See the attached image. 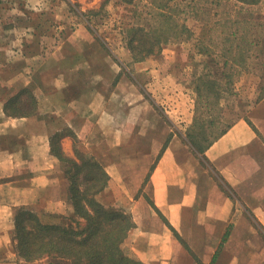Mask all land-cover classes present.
<instances>
[{
	"label": "crops",
	"instance_id": "1",
	"mask_svg": "<svg viewBox=\"0 0 264 264\" xmlns=\"http://www.w3.org/2000/svg\"><path fill=\"white\" fill-rule=\"evenodd\" d=\"M7 24L0 19V264L40 263L17 254L16 211L55 216V204L68 198L52 138L67 130L80 140L90 121L110 124V140L103 143L99 129L94 149L78 152L94 155L108 175L107 189H117L116 207L131 215L122 243L130 256L140 264H264V95L198 151L183 130L159 129L160 116L144 113L148 104L132 83L120 79L113 86L118 68L110 57L99 52V60L85 63L91 98L82 101V67L70 63L74 54L44 51L41 35ZM65 72H75L72 81ZM71 87L78 91L74 100ZM119 133L134 145L125 165L133 172L130 189L109 154L117 152L119 141H112ZM68 135L61 147L71 156Z\"/></svg>",
	"mask_w": 264,
	"mask_h": 264
},
{
	"label": "rangeland",
	"instance_id": "2",
	"mask_svg": "<svg viewBox=\"0 0 264 264\" xmlns=\"http://www.w3.org/2000/svg\"><path fill=\"white\" fill-rule=\"evenodd\" d=\"M2 2L3 9L0 12L2 21H7L8 24L16 22L23 27V32L41 35L45 41L44 51L59 49L74 54L70 63L82 67L80 71L82 101H89L91 98L88 89L91 79L85 63L91 64L98 59V53L101 52L104 56L110 57V63L118 68L113 86L120 79L125 83H132L135 88L130 86L131 91L135 89L137 96L143 97L146 100L145 104H148L144 113L151 112L150 115L160 116L159 129L175 131L178 128L184 131L186 137L187 132L191 130L195 141L205 144L230 121L245 114L247 104L258 99L261 93L259 86L262 80L257 75L260 68L251 66L250 72L244 70L234 77V93L225 90V94L217 103L213 96L209 97V102H200L197 84H202L204 80L216 75L214 79L223 86L224 77L221 72L224 68L221 67L223 59H220V63L213 69L209 67L203 69L204 55L197 52L194 43L199 38H203L205 42H210L211 38H214V41L217 39L222 41L221 36L225 35V31L236 30L238 38L247 35L253 43L260 40V45L257 44L253 49L256 53L264 52L262 24L264 0L250 7H241L235 0H2ZM162 9L168 14H161ZM167 23L178 25L185 23L192 33L190 36L183 33L179 38L180 36H174L173 31L158 32L159 26L165 27ZM131 26L135 29L129 30ZM144 31H149L150 36H143ZM155 31L159 33L157 35L161 41L151 46L147 42L156 40ZM129 35L143 36L147 42L136 40L130 46ZM164 38H167L166 42L163 41ZM65 73L66 80L72 81L71 74L75 72ZM72 88L67 93L68 98L74 100L78 91ZM123 90H127V87H123ZM69 116L72 118L70 114ZM94 123L90 121L86 125L85 130L80 133V140L67 130L58 135L60 146L63 136L68 134V138L73 141L75 153L71 156L65 154L67 157L79 163L82 158L94 157L85 151H78L94 149L95 136L98 135L99 129L103 132V143L110 140L108 137L111 125L103 124L106 128H101L99 124L92 125ZM74 124L78 126L82 123ZM143 129L147 127H136V130ZM126 139L125 134L120 137L119 133V137L112 141V143L119 141L116 146L117 152L109 154L122 177L123 188L130 189L128 182L131 181L129 178L133 176V172L126 168L127 152L131 153L134 145L128 147ZM186 140L188 141V138ZM131 141L133 142V139ZM136 141L144 144L145 139L139 138ZM56 172L60 177L63 175L60 164ZM61 180L66 190L65 177H61ZM107 188L98 193L97 198L107 205L116 207L117 203L113 199L118 194L117 189ZM53 209L55 213L53 218L42 219L58 222L65 218V221L69 222L72 205L68 199L56 203ZM122 249L128 253L123 246ZM35 260H40L39 264H67L65 260L48 256Z\"/></svg>",
	"mask_w": 264,
	"mask_h": 264
},
{
	"label": "trees",
	"instance_id": "3",
	"mask_svg": "<svg viewBox=\"0 0 264 264\" xmlns=\"http://www.w3.org/2000/svg\"><path fill=\"white\" fill-rule=\"evenodd\" d=\"M261 1L235 0L241 7H250ZM1 9L2 0H0V12ZM160 12L163 15L168 14L163 9ZM236 21L239 22L237 19ZM159 28L158 32L173 31L174 36H180L179 38L183 33L187 36L192 33L185 23L180 25L167 23L165 27L162 25ZM133 29L135 27L131 26L129 30ZM148 32L144 31L143 36H150ZM237 32L236 30L225 31V35L221 36L222 41L219 39L214 41V38H211L210 42H205L203 38L196 39L194 47L199 54L204 55L203 69L205 67L213 69L220 63V59H223L221 67L224 68L221 72L224 77V87L217 79H214L216 75L204 80L202 84H197L196 90L200 102H209V97L213 96L217 103L225 94V90L234 93V77L244 70L250 72L251 66L260 68V72L257 74L262 80L259 90L260 95H264V52L256 53L253 49L257 44L260 45V40L258 43H253L247 35L238 38ZM157 34L159 33L155 31V41L148 42L143 36L129 35L128 42L131 46L136 40L143 43L146 41L147 44L150 43L151 46H154L155 43L161 41ZM184 38L182 37V39ZM163 41L166 42L167 38H164ZM226 86L228 88H225ZM231 123L232 121L205 144L195 141L191 130L187 132L186 138H188L190 146L199 151L223 133ZM58 138L57 135L54 139L52 138L51 148L62 163L61 169H63L65 177L67 198L72 205V214L69 222H66L65 218L58 222L45 221L34 211L26 208L18 209L13 232L18 256L28 261L48 256L65 260L67 264H140L137 259L122 249V243L130 228L133 227L131 215L125 210L107 205L97 198V194L106 187L108 180L103 166L93 157L82 158L80 163L75 162L64 154Z\"/></svg>",
	"mask_w": 264,
	"mask_h": 264
}]
</instances>
